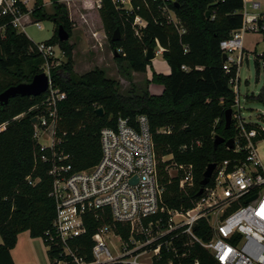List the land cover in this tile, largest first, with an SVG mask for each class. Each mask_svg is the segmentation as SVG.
<instances>
[{
	"label": "trees",
	"instance_id": "1",
	"mask_svg": "<svg viewBox=\"0 0 264 264\" xmlns=\"http://www.w3.org/2000/svg\"><path fill=\"white\" fill-rule=\"evenodd\" d=\"M50 3L51 12H47L43 0H33L30 16L33 21L51 20L56 24L54 33L44 42L62 47L67 40H58L57 26L61 24L70 37L72 23L63 0H50ZM176 3L177 6L174 3L171 7L186 28L182 35L150 1L134 0L132 5L138 9L126 14L112 0H101L98 14L108 41L111 46L123 49L124 55L117 60L127 61L131 71L144 72L151 61L145 59L143 52L150 47L154 50L158 44L170 71L167 74L152 71L150 79H145L140 86L132 83L128 69L119 65V71L129 81L128 89L121 92L118 82L100 68L78 75L68 61L51 67L52 83L65 93V98L57 104L52 149H41L33 138L31 119L39 111L34 106L44 93L16 95L0 103V264H15L10 251L19 233L27 231L31 237L43 239L45 231L51 229L55 208L50 196L53 177L49 170L57 162L51 158L52 153L68 154L72 170L93 166L100 157L99 131L104 126H114L118 116L131 119L138 114L147 116L158 171L166 183L164 201L170 207L192 205L209 163L218 167L227 160L225 171L228 172L244 157V152L229 149L224 143L213 145L215 135L225 140L235 136L232 124L226 128L224 122L225 110L233 102V92L222 70L218 45L240 25L241 15L237 10L241 1L176 0ZM135 14L146 21L139 36L132 27ZM9 22L10 16L0 15L4 35L0 37V93L10 85L30 81L42 72L44 63L35 43ZM115 29L119 38L112 40ZM260 56L264 57V53ZM150 83L161 85L162 91L149 92ZM255 98L264 103V94ZM97 107L102 108V116L96 114ZM161 127H169L170 132L160 131ZM42 155L49 159L43 160ZM167 155L170 158L164 159ZM171 164L192 165V187H178L181 171L169 176L166 166ZM214 174L208 185L212 186ZM86 225L91 234L94 228L87 222ZM117 231L124 234L119 228ZM194 233L202 239L211 236L206 220L201 219L194 226ZM188 248L190 257L197 258L201 264H216L197 243ZM47 255L50 259L49 251Z\"/></svg>",
	"mask_w": 264,
	"mask_h": 264
},
{
	"label": "built area",
	"instance_id": "2",
	"mask_svg": "<svg viewBox=\"0 0 264 264\" xmlns=\"http://www.w3.org/2000/svg\"><path fill=\"white\" fill-rule=\"evenodd\" d=\"M133 1L112 0L126 14L138 9L133 7ZM140 1L156 4L179 35L186 32L171 7L176 0ZM240 1L237 12L241 23L218 46L226 55L222 70L233 92L232 149L244 152V157L228 172L225 171L227 160L216 166L212 186L207 184L190 207L177 208L164 201L166 183L158 171L145 114L133 119L118 116L114 126L101 128L100 157L91 167L72 170L68 154L54 151L51 158L57 162L52 163L49 174L53 177L50 196L55 213L51 229L45 231L42 239L50 253V264H201L189 255L188 247L194 243L205 249L216 264H264V165L256 146L264 131L254 128L241 115L243 106L237 87L244 35L248 32L264 35V0ZM32 4L33 0H2L0 15L10 16V25L23 30ZM100 4L101 0H95L97 8ZM31 23L41 28L39 21ZM145 25L146 21L135 14L132 27L136 36ZM3 36L0 27V37ZM34 43L44 58L41 68L48 76V86L44 97L34 106L39 111L33 116L37 119L32 123L33 138L41 149H52L57 104L65 98V93L51 81L48 59L55 54L53 45L44 41ZM154 53H162L158 44ZM181 68L187 70L185 65ZM159 130L170 132L169 127ZM42 135L49 139V145L40 143ZM41 158L49 159L46 155ZM174 166L181 171L178 187H192V165ZM166 171L171 176L168 166ZM250 197L254 198L247 201ZM231 207L234 208L230 210ZM201 219L208 223L211 233L208 239L194 233V226ZM86 222L94 228L91 234ZM118 228L124 234L118 233Z\"/></svg>",
	"mask_w": 264,
	"mask_h": 264
},
{
	"label": "rangeland",
	"instance_id": "3",
	"mask_svg": "<svg viewBox=\"0 0 264 264\" xmlns=\"http://www.w3.org/2000/svg\"><path fill=\"white\" fill-rule=\"evenodd\" d=\"M70 8L72 12V18H69L72 23L71 34L64 46L52 44L55 54L48 59L50 68L67 61L72 71L78 75L92 68H100L107 77L118 82L121 92H125L128 89L129 81L119 71V65L127 68L130 73V81L140 86L144 84L147 77L151 76L152 71L160 73L158 68H160L159 63H162L160 62L162 57L158 54L151 60L150 65L146 67L144 72L131 71L127 61L123 59L117 60L124 55L123 49L120 46L113 47L110 45L95 2L88 6H84L81 3V7L72 4ZM29 18V21L24 22L27 25L23 31L30 37V40L40 42L52 36L56 24L51 20L39 21L41 28H37L31 23L33 19L30 14ZM243 47V58L237 72V87L240 94V102L243 106L241 115L246 117L254 128H262L264 131V103L255 98L259 94H264V57L260 56L264 53V35L246 33L243 38ZM145 52L146 49L143 53L145 54ZM235 55L236 53L233 54L234 58ZM232 69L235 72L234 65ZM39 141L44 145H49L50 143L49 139L44 135L40 137ZM256 146L261 162L264 165V137L257 142ZM169 158V155L164 156V159ZM168 170L171 176H175L178 173L174 164L169 165ZM218 192L220 193V190ZM226 213L227 208L225 209ZM12 253L19 262L33 260L36 264H50L42 239L40 237H30L27 231L18 234Z\"/></svg>",
	"mask_w": 264,
	"mask_h": 264
},
{
	"label": "water",
	"instance_id": "4",
	"mask_svg": "<svg viewBox=\"0 0 264 264\" xmlns=\"http://www.w3.org/2000/svg\"><path fill=\"white\" fill-rule=\"evenodd\" d=\"M177 6V3L174 4ZM206 17H208L209 13L206 11ZM56 36L59 41H64L69 38L68 32L64 29V27L59 24L56 29ZM112 40H117L119 38L118 30L115 29ZM155 57V53L153 48H148L145 52V59L151 61ZM221 59L224 61L226 59V55L224 53L221 54ZM48 86V76L44 72H40L35 74L32 79L28 82H19L14 85H10L6 89H4L0 93V103H6L10 97H14L16 95H26V96H38L44 93ZM95 112L98 116H102L103 110L101 107H97ZM32 123H36V117L31 119ZM224 122L225 127L228 128L231 124V109L227 108L224 113ZM224 143V145L232 149L234 147V142L232 138L225 140L223 137L219 135H215L213 138V145L216 146L217 144ZM216 167L215 163H209L203 172L202 179L200 180L199 184L200 187L196 193V195H200L204 189V187L209 183L212 173ZM254 197H250L247 201L253 199Z\"/></svg>",
	"mask_w": 264,
	"mask_h": 264
},
{
	"label": "crops",
	"instance_id": "5",
	"mask_svg": "<svg viewBox=\"0 0 264 264\" xmlns=\"http://www.w3.org/2000/svg\"><path fill=\"white\" fill-rule=\"evenodd\" d=\"M1 2H2V0H0V4H1ZM63 2L66 4V6H67V10H68V16H69V18H72V12H71V8H70V6L72 5V4H75V5H79L80 7H81V3H82V5H86V6H88L89 4H93L94 2H95V0H63ZM43 5H44V7H45V9H46V11L47 12H51V3H50V0H43ZM99 15V14H98ZM84 18V17H83ZM100 18V17H99ZM79 19H81V18H79ZM30 20V18H29V16L28 17H26V19H25V21H29ZM81 21V20H80ZM101 21V20H100ZM27 25V24H26ZM25 25V26H26ZM24 26V27H25ZM24 30V29H23ZM23 30H20V31H22V32H24ZM25 33V32H24ZM26 34V33H25ZM26 36L30 39V37L26 34ZM158 55H160L161 57H162V55H161V53H159ZM156 56V55H155ZM160 62H162V63H159V67L160 68H158V69H160V70H158V72H160V73H163V74H167V73H169V66L167 65V63L165 62V60L163 59V58H161V61ZM153 64V63H152ZM151 77V76H150ZM150 77H147V79H150ZM148 90H149V92H151V93H154V94H159L161 91H162V86L161 85H159V84H155V83H150L149 85H148ZM29 234V233H28ZM17 237H18V235H17ZM31 237V236H30ZM12 250H13V248L11 249V251H10V254H11V258H12V260H13V262L15 263V264H36L35 263V261H33V260H25L24 262H19L18 260H16V258H15V256H14V254L12 253Z\"/></svg>",
	"mask_w": 264,
	"mask_h": 264
},
{
	"label": "bare ground",
	"instance_id": "6",
	"mask_svg": "<svg viewBox=\"0 0 264 264\" xmlns=\"http://www.w3.org/2000/svg\"><path fill=\"white\" fill-rule=\"evenodd\" d=\"M212 177V176H211Z\"/></svg>",
	"mask_w": 264,
	"mask_h": 264
}]
</instances>
